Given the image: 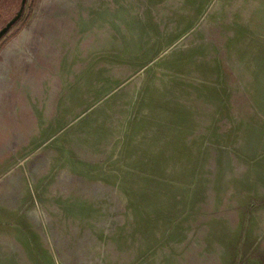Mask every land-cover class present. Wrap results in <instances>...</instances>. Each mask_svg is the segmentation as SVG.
Returning a JSON list of instances; mask_svg holds the SVG:
<instances>
[{"label": "rangeland", "instance_id": "1", "mask_svg": "<svg viewBox=\"0 0 264 264\" xmlns=\"http://www.w3.org/2000/svg\"><path fill=\"white\" fill-rule=\"evenodd\" d=\"M24 6L0 38V264H264V0Z\"/></svg>", "mask_w": 264, "mask_h": 264}, {"label": "water", "instance_id": "2", "mask_svg": "<svg viewBox=\"0 0 264 264\" xmlns=\"http://www.w3.org/2000/svg\"><path fill=\"white\" fill-rule=\"evenodd\" d=\"M25 0H22L20 8L18 12L0 29V38L8 31V29L17 21V19L21 16Z\"/></svg>", "mask_w": 264, "mask_h": 264}, {"label": "trees", "instance_id": "3", "mask_svg": "<svg viewBox=\"0 0 264 264\" xmlns=\"http://www.w3.org/2000/svg\"><path fill=\"white\" fill-rule=\"evenodd\" d=\"M25 1H26V0H25ZM24 10H25V6H24V8H23V10H22V13L24 12ZM21 15H22V14H21ZM20 18H21V17H20ZM20 18H19V19H20Z\"/></svg>", "mask_w": 264, "mask_h": 264}]
</instances>
